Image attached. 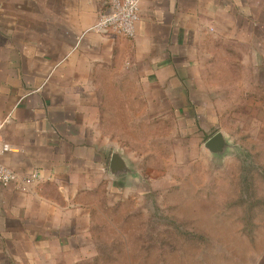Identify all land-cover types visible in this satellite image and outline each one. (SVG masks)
I'll return each mask as SVG.
<instances>
[{"label":"crops","instance_id":"crops-1","mask_svg":"<svg viewBox=\"0 0 264 264\" xmlns=\"http://www.w3.org/2000/svg\"><path fill=\"white\" fill-rule=\"evenodd\" d=\"M108 9L109 0H0V144L10 146L0 164L17 174L0 185V264L81 263L94 250L100 188L131 182L109 163L115 149L128 162L116 137L132 115L158 121V84H194L209 41L264 24V0H139L126 39L91 30Z\"/></svg>","mask_w":264,"mask_h":264},{"label":"rangeland","instance_id":"rangeland-1","mask_svg":"<svg viewBox=\"0 0 264 264\" xmlns=\"http://www.w3.org/2000/svg\"><path fill=\"white\" fill-rule=\"evenodd\" d=\"M234 36L208 42L194 84H158V121L116 137L137 177L100 188L77 264H264V24ZM219 131L222 156L203 148Z\"/></svg>","mask_w":264,"mask_h":264},{"label":"built area","instance_id":"built-area-1","mask_svg":"<svg viewBox=\"0 0 264 264\" xmlns=\"http://www.w3.org/2000/svg\"><path fill=\"white\" fill-rule=\"evenodd\" d=\"M139 0H109V9L98 16L91 27L98 33H113L131 39L135 36V25L138 21ZM7 119L0 120V132ZM10 150L6 143L0 144V153ZM17 181V174L0 164V185L8 186Z\"/></svg>","mask_w":264,"mask_h":264},{"label":"water","instance_id":"water-1","mask_svg":"<svg viewBox=\"0 0 264 264\" xmlns=\"http://www.w3.org/2000/svg\"><path fill=\"white\" fill-rule=\"evenodd\" d=\"M203 148L212 155L222 156L230 148V144L227 137L222 132H216L209 137L203 144ZM123 158V153L119 149H115L110 157L109 173L115 177L122 175H131V177H137L132 170L130 163Z\"/></svg>","mask_w":264,"mask_h":264},{"label":"trees","instance_id":"trees-1","mask_svg":"<svg viewBox=\"0 0 264 264\" xmlns=\"http://www.w3.org/2000/svg\"><path fill=\"white\" fill-rule=\"evenodd\" d=\"M191 236L194 237V236H196V234L195 235L194 234H191Z\"/></svg>","mask_w":264,"mask_h":264}]
</instances>
